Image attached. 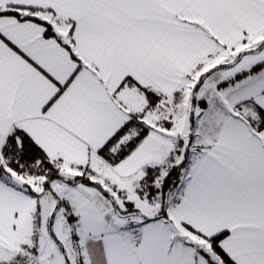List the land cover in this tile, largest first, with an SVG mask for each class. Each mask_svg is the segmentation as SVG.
<instances>
[{"label": "snow or ice", "instance_id": "snow-or-ice-1", "mask_svg": "<svg viewBox=\"0 0 264 264\" xmlns=\"http://www.w3.org/2000/svg\"><path fill=\"white\" fill-rule=\"evenodd\" d=\"M0 264H264V0H0Z\"/></svg>", "mask_w": 264, "mask_h": 264}]
</instances>
